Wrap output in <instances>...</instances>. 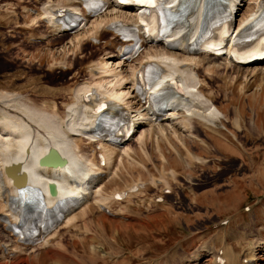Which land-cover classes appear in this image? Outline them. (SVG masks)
<instances>
[{"label":"rangeland","instance_id":"rangeland-1","mask_svg":"<svg viewBox=\"0 0 264 264\" xmlns=\"http://www.w3.org/2000/svg\"><path fill=\"white\" fill-rule=\"evenodd\" d=\"M34 3L32 0H0V95H25L34 104L50 100L61 102L62 111L66 105L74 103L73 77L79 72L77 83L92 85L99 81L95 79L98 76L91 79L82 73L87 64L84 58L94 53L93 62L103 64L108 51L102 50V45L115 36L107 34L104 41L85 48L83 54L78 53L79 46L70 50L73 52L68 51L67 42L92 29L91 22L96 17L89 18L82 31L60 35L62 40L54 41L53 48H48L44 41L31 40L27 44L28 35L32 33L30 26H33L30 20L34 16L28 10H35ZM248 8L246 3L240 4L239 16ZM120 19L129 20L128 16ZM24 27L28 28L26 33ZM12 30L20 32L21 37L11 38ZM37 30L34 36L41 35L44 25L40 24ZM115 45H120L116 39ZM118 51L116 47L113 55ZM140 57L120 67L118 61L111 59L108 66L115 72L129 73ZM55 63L61 64L63 69L72 68L64 83L61 68H54L52 73L47 70ZM208 64L206 60L199 62L201 68H206L209 74L212 71L213 75L205 93L227 116L226 122L218 123L210 134L194 119L189 124L186 122L187 132H182L184 129L179 123L182 115L179 113L170 128L161 121L168 116L167 112L159 120L164 128L169 127L167 134L159 132L157 135L158 130H154L152 136V132L147 136L153 124L142 121L133 142L125 143L131 149L126 152V157L130 158L121 159L118 150L112 151L109 154L112 165L99 184L101 197L108 199L106 204L113 216L104 214L90 198L87 206L65 215L61 224L46 236L49 247L42 249L40 242L33 246L34 251L22 254L23 259H27L24 264H59L50 258L47 250L59 254L64 259L61 264H217L202 246L214 251L221 249L220 254L223 250L231 261L241 260L254 247L253 264H264V87L259 86L256 77L255 81L244 84L241 78L244 71L221 75L218 63L211 64L210 69ZM235 73L238 78L233 80ZM59 87L63 88L62 96L52 91ZM127 87H122L124 92ZM221 91L228 94L229 99H223ZM127 102L124 108L132 118L137 108L139 111L144 108L136 105L132 98ZM64 114L58 118L65 120ZM22 118L26 120L23 114ZM234 120L237 123L232 125ZM140 135H144V139L139 140ZM201 161L203 164L199 163ZM169 171L175 173V179L167 175ZM137 186L140 187L134 195L112 201L114 193H125ZM3 234L8 233H0V236ZM197 235L202 243L194 242ZM2 256L0 254V258ZM0 264L6 263L0 261Z\"/></svg>","mask_w":264,"mask_h":264},{"label":"bare ground","instance_id":"bare-ground-1","mask_svg":"<svg viewBox=\"0 0 264 264\" xmlns=\"http://www.w3.org/2000/svg\"><path fill=\"white\" fill-rule=\"evenodd\" d=\"M21 1L25 2V0ZM32 1L35 2L34 4L36 6L33 7L35 10H28L33 12L34 16L30 20L33 22V26H30L32 33L28 35L27 44H29L31 40L39 43L44 41L43 44L48 48H53V42L62 40L63 38L60 36L53 41H48L52 37L59 36L60 26L53 20L56 9L59 7L78 8L81 5V1ZM106 1L110 6L104 14L97 17L93 23L91 22L93 26V28L89 30L91 33L87 30L84 32L83 36H75L72 38L73 41L67 42L68 51L72 48L77 49L79 46L78 53L83 54L85 48L93 46L96 41H104L106 35L109 34L107 32L108 27L121 17L128 16V19L132 22L138 17L136 11L119 10L115 2L111 0ZM212 1L215 5L219 4V0H196L194 6H198V8L190 14L188 20L181 27L176 29L171 36L161 43L153 45L145 39V51L143 52V56L129 73H118V70L115 72V70H112L111 67L108 66L109 60L111 59L118 61V67L121 66L120 64L124 66L125 63L121 61V51L116 56L113 55L115 49L113 45L115 44L116 38L112 41L109 40L104 42L102 50L108 51L105 62L103 64L99 61L94 63L91 59L94 56V53H92L91 56L84 58L87 64L84 71H82V73H86L91 79L98 76L95 79L99 81L92 85L90 83H77L78 77H80L81 74V72H79L77 76L73 77L75 86L71 94L73 95L72 99L74 103L66 105V108L62 111H60L61 102L55 103L50 100L48 103L42 101V103L34 104L33 102L31 103L25 95L14 94V97L7 93L0 95V215H3L5 219H7V223H4L0 219V233H5L7 226L16 224L19 221V215L10 212L9 209L10 201L17 195V190L12 185L11 180L5 176V169L13 165L19 167L15 168L17 171H15L14 175L16 177H19L20 173L23 175L20 176V181H26L27 179L26 184L28 186L39 188L43 196L45 195L44 204L47 208L53 207L60 200L74 198L76 202L68 212V214L71 215L76 209L81 210L84 206H87V204H89V199L92 198L98 208H104L109 211L108 205L106 204L108 199L101 197L102 188L99 186L112 165V158L109 154H111L112 151L118 150L121 159L122 157L129 159L130 157H126L128 155L126 152L131 151V149L127 148L125 144V146L121 147L110 146L105 140L96 138L92 135L96 120L100 116L99 112H97L96 115L93 114V107H97L102 103H107L111 108V113L115 115L118 110H124V106L128 105L127 100L132 98L136 105H143L144 108L141 111L137 108L132 118L133 127H136V132L132 135L131 141L133 142L139 125L142 124V121L146 120L153 124L150 126V129H148L147 136L151 134V132L152 136L153 133H155L154 130H158L157 135H159V132L164 135L167 134L169 127L164 128L163 125L159 124V118L151 110L149 97L163 90H167V93L172 96L168 97L169 103L167 104L166 113L168 112L169 114L161 120L164 124L167 126L170 125V128H173V122L177 120L176 117L180 113L182 116L179 123L182 125V129H184L182 132H187L188 127L186 122L189 124L191 120L197 119V123L200 125L199 127H204L208 133L212 134V128H215L220 122H226L227 116L213 104L210 97L205 93L206 86L211 82L213 75H211L212 71H210L211 74H209L206 68H201L199 66L201 60L208 61V69H210L211 64L215 65L218 63V71L221 75L228 71H244L245 74L241 77L244 84L251 80L255 81V79H259V86L264 87V62L260 65L240 67L232 64L227 56L222 58H210L204 55L195 56L187 53V46L196 38L200 28L204 10L208 13L211 12L209 5ZM226 1L227 6H230L229 11L231 15H234V22L239 16L240 4L244 2L249 7L245 13L239 16L234 35L250 24H259L264 18V0ZM181 2L182 0H170L168 5L175 11L177 10L175 3L180 5ZM40 24L44 25L45 30L42 31L41 35L34 36L33 33L38 31L37 29ZM25 30H28V28L24 27L23 31L25 32ZM87 32L88 34H86ZM10 35L12 36L11 38L14 36L15 39H19L22 34L16 32V30H12ZM185 35H189V40L188 38H184ZM178 38L182 41V45L175 51H168L167 45ZM80 39L81 41H79ZM219 61H221V63H219ZM148 64H155L157 68L162 69L163 74L152 84L143 101L138 99L135 95V77L136 74ZM58 67L61 68L60 72L63 73L64 83L67 80L65 76L71 72L72 68L69 66L63 69L61 64L55 63L49 65V69L47 70L52 73L54 68L57 69ZM204 70L205 74H202ZM229 72L227 74H229ZM233 75L232 79L236 80L238 78L237 74L235 73ZM176 79H180L183 84L184 93L182 95H175V93L169 90L170 82ZM127 85L129 87H127ZM125 86L127 87V92H124L122 88ZM62 90L63 88L61 87L52 89V91L58 93ZM221 93L223 99H229L228 94L224 93V91H221ZM59 96H62L61 92ZM164 99L166 98L164 97ZM50 109L52 110L47 112ZM64 112L65 120L59 119L58 117L62 116ZM22 114L26 120L22 118ZM236 123V120L231 122L232 125ZM37 124L41 126L38 127ZM236 127L238 128L239 126L236 125ZM179 129L181 130V126ZM143 136L144 135H140L139 140H141ZM192 138L193 140L201 141L199 138ZM139 140H137L138 143H142V141ZM50 149L57 151L60 157L66 160V163L62 166H59V164L49 165L50 167L40 166L38 164L39 160L42 159ZM97 154H103L105 156L103 167L100 166L99 161L96 159ZM203 161L199 163L203 164ZM92 175L94 177H91ZM167 175H169L171 179H175V173L173 171ZM50 185H55L57 188V194L54 196H51L48 192ZM115 194L118 193L112 195V201L118 202V200L114 199ZM134 194L135 192L126 191V199ZM171 194L172 193H170V195ZM37 230L36 228V231ZM199 239L201 238L197 235L194 242L196 244L202 243L199 242ZM49 244V239H45L40 243V247L42 249L47 248ZM201 248L206 250L205 253L207 255H213L214 261L217 264H221V260H223V264H249L255 260L253 254L254 247L250 248L249 252L244 254L241 260L236 258L233 261H231L229 254L224 253L223 250L222 254H220L221 249L214 251V249H208L205 246ZM26 251H34L33 245L26 246L25 249L11 234H3L0 236V254L3 255L0 258L1 262L6 264H15L17 262L24 264V261L27 259H23L21 255L25 254ZM47 253L50 255V258L54 259L59 264L63 263L64 259L62 260L59 254L50 250H47ZM195 260L191 261L195 262Z\"/></svg>","mask_w":264,"mask_h":264},{"label":"water","instance_id":"water-1","mask_svg":"<svg viewBox=\"0 0 264 264\" xmlns=\"http://www.w3.org/2000/svg\"><path fill=\"white\" fill-rule=\"evenodd\" d=\"M49 154H50V155L53 154V155L56 157V159H57V164H59V166H62V165L65 164V160H63V159L57 154V152H56L54 149H51V150L49 151ZM46 160H47V157L44 158V159H42V160L39 162V164H40V165H43V164L45 163ZM15 168H19V167H18V166H14V167L6 168V169H5V173H6L7 176L11 177V178L14 180L15 184H16L18 187H19V186H23L24 183H25V181H20V180H19L20 177L17 178V177L14 175L15 171H17V169H15ZM21 176H23V175H21ZM49 188H50V190H51V194H52V195H55V187H54L53 185H50Z\"/></svg>","mask_w":264,"mask_h":264}]
</instances>
